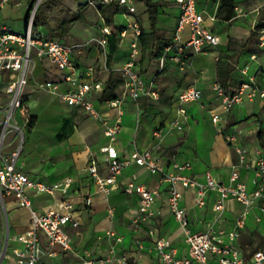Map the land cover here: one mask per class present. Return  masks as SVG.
Returning <instances> with one entry per match:
<instances>
[{"label":"crops","instance_id":"obj_1","mask_svg":"<svg viewBox=\"0 0 264 264\" xmlns=\"http://www.w3.org/2000/svg\"><path fill=\"white\" fill-rule=\"evenodd\" d=\"M153 1L159 5L158 33L172 39L179 7L169 0ZM197 1L198 8L204 11L206 17L204 25L219 36L220 43L213 46L207 44L200 52L188 49L189 65L180 70L172 63L160 68L156 57H152L154 60H149L148 63L142 61L143 47L140 37L142 52L137 69L145 78L155 80L160 96H141L138 100L130 96L121 67L130 59L134 38L129 18H136L142 31H151L146 0H135L138 11L134 16L119 9L116 3L105 5L101 9L90 4L88 0L39 1L33 17L38 20V25L34 28L46 36H55L74 44L76 48L73 58L78 72L82 73V79L92 70L95 80L102 85L100 90H94L88 95L98 112L95 117L82 107L69 105L62 98V94L69 88L67 82L63 81L57 90L40 86L47 80H58L63 72L49 59H37L34 72L24 86L23 93L30 116L29 122L20 109L15 111V119L23 127L24 134L8 131L0 141V150L4 155L11 154L21 145L20 153L15 159L16 167L33 179L49 185L63 182L69 177L74 179L67 194L60 190L54 193H31L34 207L40 211L55 206L63 197H69L74 204V214L81 222L79 227L68 228L74 245L73 251H66L59 244L50 246L46 236L42 234V258L50 264H87L84 251H90L93 257L107 256L111 254L114 246L117 256H128V264H155L156 255L150 251L152 240L148 234L151 227L158 228L161 235L173 242L178 256L188 253L184 229L168 207L167 185L160 182L159 174L150 173L146 168L132 162L124 168L120 176L121 182H127L132 174H136L138 182L160 189L161 198L154 204L157 214L145 222H135L139 216L137 194L121 189L109 195L96 192V182L86 172V167L92 158H96L100 173H108V165L104 161L105 153L101 150V147L110 143L109 137L105 135L104 122L116 124L121 118V129L113 141L121 158H127L134 149H150L167 165L175 161L190 162L192 167L184 173L201 180L204 179V173L210 170L218 179L228 181L231 166L237 156L235 148L226 140L224 133L233 130L235 126L244 130L240 144L249 150L252 157L257 156L258 150L264 154V141L259 139L260 132H263L259 126L264 120L262 102L259 99H246L230 112H226L214 91L220 53L228 50L230 38L249 36L250 30L254 29V22L256 24L258 20L264 0H257L255 7L259 8V13L255 12L253 18L248 14L239 15L237 8L242 9L245 2L254 0H226L232 3L236 12L235 17L229 20L221 18L219 14L224 0ZM34 2L35 0H0V32L4 28H12L16 32L25 33ZM161 2L165 4L164 7L160 5ZM114 7H117L112 16L114 21L108 23L106 15ZM64 22L68 25V31L60 36L58 27ZM105 25L110 28V33L106 35V46L100 44L102 27ZM117 26L123 27L120 44L116 53L109 57V37L117 33ZM124 53L126 57H123ZM253 53L256 54L255 59L251 57ZM247 55V62L237 66L232 72L230 83L226 87L229 91L250 76H254L259 83L264 81V49L259 47L257 51H247ZM247 64H250V68L244 74L242 70ZM234 73L239 74L240 78H235L237 76ZM9 77V73L0 75V95L5 102L8 100L5 88ZM109 80L117 84L114 90L117 97L100 100ZM190 85L202 89L201 100L180 104L176 99L177 94ZM113 99L120 101L118 107L110 105L109 101ZM180 108H184L186 112H181ZM212 111L223 115L218 127L219 133L214 127H206L207 121H201L204 120V114L212 121ZM176 119L180 120L182 129L171 124ZM155 131L160 135L155 136ZM223 144H226L225 147ZM251 177L250 170H243L242 179L250 188ZM180 189L181 205L187 209L192 231L206 230L211 223L216 228L232 229L236 218L246 208L239 200L227 198L219 215L213 208L218 197L216 192L208 193L206 205L199 206L195 203V189H184L182 186ZM89 195L93 197L91 204L85 201ZM30 227V212L18 204L17 197L6 192L0 195V244L3 247L0 264H19L14 253L20 246L17 238ZM110 230L124 237L121 244H116L115 237L108 234ZM137 238L143 242L144 249H139L135 242ZM238 241L247 259L256 250H264V211L260 202L250 210L247 225L241 229ZM52 252L55 254H51Z\"/></svg>","mask_w":264,"mask_h":264},{"label":"built area","instance_id":"obj_2","mask_svg":"<svg viewBox=\"0 0 264 264\" xmlns=\"http://www.w3.org/2000/svg\"><path fill=\"white\" fill-rule=\"evenodd\" d=\"M169 1L175 2L180 11L173 37L162 47L157 61L160 68H164L167 63H172L178 69L184 70L189 65L188 49L200 52L207 44L212 46L219 44L220 38L204 25L206 17L204 11L198 8L197 0ZM88 2L98 8L116 3L118 8L124 9L129 16H134L138 11L135 0H88ZM237 10L239 15L245 14L242 9L237 8ZM255 12L258 14L259 8H256ZM33 17L34 10L29 15L25 33L16 32L12 28H4L0 32V75L6 73L10 75L5 88L8 100L5 102L0 95V141L8 131L24 134L23 127L15 119V111L20 109L29 122L30 116L23 93L24 86L34 72L37 59H49L63 72L58 80H47L40 86L57 90L63 81L67 82L69 88L62 94V98L69 105L82 107L93 116H98L94 102L88 95L94 90H100L101 82L95 80L92 70L87 73L85 79H82V73L78 72L73 58L76 46L36 30L33 26ZM128 22L133 29L134 38L131 43L130 59L121 67L125 85L130 96L135 100L141 96L159 98L155 80L145 78L137 69V62L142 52L140 23L133 17L129 18ZM253 27L257 33L258 46L264 49V27L255 28V22ZM102 31L100 44L106 46L108 42L106 35L110 33L109 26H103ZM251 57L255 59L256 54H251ZM249 68L250 64L245 65L243 73L247 74ZM214 91L226 112H230L246 99H259L264 107V81L259 83L254 76H250L248 80L230 91L216 82ZM202 96L200 87L190 85L182 88L176 99L180 104H184L199 101ZM109 103L111 106L118 107L120 101L113 99ZM180 111L186 112L184 108H180ZM211 118L215 124L221 125L223 115L212 111ZM120 123L121 118L116 124L104 122L105 135L109 137L110 143L101 147V150L105 153L104 161L107 162L108 173L105 175L100 173L96 158L91 159L86 172L94 178L97 185L96 192L109 195L121 189L137 194L139 197V216L135 220L137 223L145 222L157 214L154 204L161 198V191L159 188H152L138 182L136 174H132L127 182H121L120 176L124 168L132 162L146 168L150 173L160 175V182L167 185L168 207L184 229L188 253L185 256H178L173 242L161 235L158 228L151 227L148 234L152 240L150 251L156 255L155 264H264L263 249L256 250L251 258L247 259L238 241L241 229L247 225V216L253 206L260 202L261 209L264 211V154L258 150L257 156L252 157L249 150L240 144L244 133L242 128L235 126L233 130L224 133L226 140L235 148L237 160L231 166L228 181H222L210 170L204 173L202 180L192 174L184 173L192 167L190 162L175 161L167 165L150 149H134L127 158H121L113 144L121 129ZM171 124L182 129L179 119L171 121ZM154 134L160 135L158 131ZM20 149L21 145L9 155H4L0 150V195L4 192L14 194L18 204L29 210L31 219L30 229L17 238L20 246L14 251L15 257L19 264H50L42 258V234L46 236L50 246L59 244L64 250L73 251L74 245L68 228L69 226L79 227L81 222L74 214V204L69 197H63L55 206L40 211L34 207L31 193L33 191L54 193L60 190L67 194L74 179L69 177L53 185L33 179L16 167L15 159ZM243 170L252 172L251 188L242 179ZM180 186L184 189L196 190L195 203L199 206L206 205L208 193L216 192L218 197L213 208L219 215L227 198L239 200L246 208L236 218L232 229L216 228L214 223H211L206 230L192 231L187 209L181 205ZM92 200V195L85 199L87 204H91ZM108 234L115 237L116 244H121L124 240V237L114 230L108 231ZM135 242L140 250L144 249L140 238L135 239ZM115 251L114 246L111 254L107 256L93 257L90 251H84L83 255L86 257L87 264H128V256H117Z\"/></svg>","mask_w":264,"mask_h":264},{"label":"trees","instance_id":"obj_3","mask_svg":"<svg viewBox=\"0 0 264 264\" xmlns=\"http://www.w3.org/2000/svg\"><path fill=\"white\" fill-rule=\"evenodd\" d=\"M147 6H148V14H149V20H150V32L142 31L141 34V43L143 50H146L147 48H151L152 51V57L158 58V56L161 54L162 47L167 44L171 39L167 38L166 40L162 41L160 45L157 44V42L161 39L160 34L158 33L157 29V21H158V14H159V5L154 2L153 0H146ZM104 8L101 7V9ZM117 11V7H114L111 11V13L106 15V21L108 23H112L113 20V14ZM219 14L221 15V18H224L226 20L233 19L236 15L234 6L232 3L224 0L222 3V7L220 9ZM38 25V20L33 19V26ZM264 27V14H262L261 17L258 18L255 28H263ZM117 33L110 35L109 37V57L114 55L116 51L118 50L119 44H120V34L123 30L122 26H117ZM58 34L60 36H63L68 31V25L66 22L62 23L58 27ZM253 35H256V31L253 29ZM235 43L234 38H230L228 41V50L232 49L233 44ZM250 39L247 40L242 44L243 47L247 49V51H257L259 49L257 40L254 46H250ZM225 52H221L218 60H217V82L222 84L225 87H228L231 79L232 72L235 70V66L230 64L228 61L224 58ZM117 84H115L112 80L108 81V84L102 94L100 95V100H105L107 98H116L117 95L114 94V90L116 89ZM261 134V132H260Z\"/></svg>","mask_w":264,"mask_h":264},{"label":"rangeland","instance_id":"obj_4","mask_svg":"<svg viewBox=\"0 0 264 264\" xmlns=\"http://www.w3.org/2000/svg\"><path fill=\"white\" fill-rule=\"evenodd\" d=\"M39 1L40 0H35L34 6H33V10L37 9ZM257 4H258L257 0L249 1V3L245 2L243 4V7H242V12L245 13V14H248L250 17L253 18V14H256L254 10L257 7L256 6ZM160 5L162 7H164L165 4H163L161 2ZM262 14H264V5H262L261 8H260V14H259L258 18L261 17ZM249 24L252 25V23H250V22H249ZM250 31H251V33L249 34L248 37H245V38H241V37L240 38H234L235 39V43L233 44L232 49L227 50L225 52V55H224L225 60L228 61L233 66H235V69L237 68V66H241V65L245 64V62H247V60H248L247 49L245 47H243L242 44L244 42H246L247 40H249V39H250V43H249L250 46H254L255 43H256L257 37H256V35H253V30L252 29ZM167 38H168L167 35H165V34L162 35L161 39L157 42V44L160 45L162 43V41L166 40ZM123 57H126V53L123 54ZM144 60L147 63H148L149 60L150 61L154 60L152 58V51H151L150 47L147 48L146 50H143L142 61H144ZM235 74L236 73H234V75ZM235 76H237L235 78H240L239 74H237ZM201 121L202 122L203 121L204 122L207 121L206 127H212V128L214 127L216 129V131L219 133V131H218L219 125L213 123L211 121L210 117L207 114H204V120H201ZM211 122H212V125H211ZM202 127L203 126L201 124L200 128L202 129ZM259 129L263 130L262 134L259 135V139L262 142V141H264V120L261 121ZM256 137L258 138L257 133H256ZM259 139H258V141H259ZM225 145L226 144H223L224 147H225ZM2 251H3V247L0 244V258H1V255H2Z\"/></svg>","mask_w":264,"mask_h":264}]
</instances>
